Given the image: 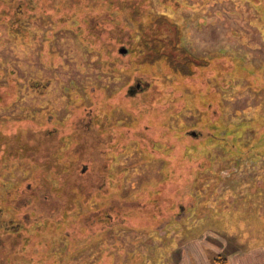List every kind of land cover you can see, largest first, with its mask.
<instances>
[{"label": "rangeland", "instance_id": "1", "mask_svg": "<svg viewBox=\"0 0 264 264\" xmlns=\"http://www.w3.org/2000/svg\"><path fill=\"white\" fill-rule=\"evenodd\" d=\"M75 1L81 0H71L73 10ZM148 6L173 22L167 23L180 48L174 52L191 55L184 75L161 67L140 75L125 72L113 54L101 55L99 43H85L76 16L65 14L62 25L53 22L58 14L53 19L33 15L20 35L0 20V122L42 132L56 128L57 137L66 135L88 118L86 112L98 111L96 100L114 102L112 93L136 81L141 89L133 103L158 111L143 112L136 128L131 126L134 114L117 104L108 113L107 127L96 125V136L84 138L85 144L80 141L74 150L66 139L65 158L69 152L80 155L83 173L101 187L90 194L88 208L73 202L72 224L60 231L52 227L57 231L42 238L34 231L43 232L44 218L29 221V204L17 205L24 188L5 192L9 184L34 183L30 167L18 161L1 165L0 255L5 264L3 245L11 247L14 264H207L206 258L225 256L219 253L220 236L239 250L264 243V219L258 218L264 213V0H149ZM123 25L126 31L136 28L128 20ZM120 47L126 46L115 49L122 63L127 57ZM212 117L223 130L241 125L233 134H240L235 150L242 157L208 144L205 136L188 139L196 121L205 131ZM178 128H187L179 137L184 140L173 134ZM168 129L165 139L162 132ZM218 187L228 189L219 194ZM11 192L16 198L10 199ZM6 194L9 201L3 202ZM104 194L111 196L109 203ZM66 197L52 196L55 202L43 206L54 208ZM16 233L21 236L15 238Z\"/></svg>", "mask_w": 264, "mask_h": 264}, {"label": "trees", "instance_id": "2", "mask_svg": "<svg viewBox=\"0 0 264 264\" xmlns=\"http://www.w3.org/2000/svg\"><path fill=\"white\" fill-rule=\"evenodd\" d=\"M33 2L35 1L0 0V20L7 24L9 32L20 35V30L24 27L23 22L32 18L33 15H40L42 17L47 16V18L53 19V17L58 14L60 17L58 19H53L55 20L53 22L63 25L65 16L68 14L67 16H70V18H75L74 16H76L78 23L80 22L79 24H82L80 26L83 27V32L80 28L79 32H82V35L87 38V42H85L87 45L93 46L99 43L100 48H98V50L101 55L104 56V54H106L111 57V54H113V58L111 57L113 61L116 64L119 63L121 65L119 67L123 66L124 71L131 75H140L146 71L152 72L157 67H161V71H168L170 74H183L187 67L190 69L191 55H180L179 52L178 54L175 53L180 48L177 44H174L172 32L169 30L167 23L170 22V24H173V22L166 16H160L150 12L148 6L149 0H81V4L75 1L77 4L73 7L74 10L70 3L71 0H39L36 5H34ZM47 8L53 9L50 16L49 14L43 13ZM125 20L135 24L136 28L134 31L128 30V32L122 29ZM158 28H161L160 34L157 33ZM103 32L105 33L104 37L102 35ZM120 45H125L127 48V53L125 54L127 61L122 62L123 64L120 61L122 55L115 53V49ZM119 53L121 52L119 51ZM190 72L192 71L190 70ZM119 91L120 90H116L111 96L114 97ZM128 96L129 98L127 99L129 100L123 102L124 104L120 107L128 112V115L133 116L134 114L131 118V126L136 128L139 127V121L144 115L143 112L147 114L151 113L152 115L158 114L156 108L155 110L153 106L147 104V102L150 103V101H146L145 103L147 105L142 107L141 105L135 104L137 102L133 103L136 95L134 97ZM149 96L150 95L147 97L150 100ZM137 100H141V98ZM113 103L114 102L108 103L106 100L104 102L100 101L99 106H101V109L97 111V113H99L98 115L102 113L103 115L107 114L109 116L108 113H110L113 108L119 106ZM166 110V113L169 115L170 112L168 108ZM90 112L95 111L91 109ZM86 114H89V111L88 113L86 112ZM150 119L149 122L151 123ZM105 123H108V121L104 120L103 122H99L97 126H106ZM80 124L81 123H78V126H76L73 131L70 128V131L66 135L63 134L57 137L58 130L56 128L54 132L49 130L42 132L38 127L34 130L31 128L26 129L19 125L15 126L13 121L0 122V166L14 161L26 163L30 167L31 180H35L34 183L25 187L20 184L12 186L9 184L6 189L4 188L5 185L0 182L2 185L1 187L5 189V192L6 190L8 192H14L16 191L15 188L18 186L24 188V191L20 195L21 200L18 199L17 205L21 204V206H24L25 204H29L31 211L30 213H25L29 221H31L33 217L44 218L43 220L41 219L43 222V232L36 233L34 231V234H37L40 238H42L41 235L46 232L52 233L57 231L55 230L56 228L60 231L65 226H68L67 224H72L69 223L68 219L73 217L76 208V203L73 202L79 200L78 203L88 208V201L92 196H90V194L100 190L101 185L99 184V188H97V183L92 181V177L83 173L84 170L79 166L82 161L80 155L74 156V154L71 155V152H69L65 158V151L62 150V146L66 145V139H70L69 146L71 148L73 147L75 150L80 145V141L82 142L81 145L85 144L83 143L84 138L90 140L93 136H96L93 133L96 129L94 124L90 125L85 121L82 122L81 125ZM112 126L109 125V127ZM100 127H98V130ZM118 128L119 127H117V129ZM13 129L15 130L13 131ZM185 129H173V134L177 135L178 138L182 137V135L185 136V134H183V130ZM102 130L103 129H101V131ZM118 130L122 138H124V133L120 131V129ZM59 131L61 130L59 129ZM165 131L166 132H162V137L167 139L168 135H170V130L168 129ZM140 133L137 134L139 137ZM159 133L161 132L159 131L158 134ZM97 136L99 138L100 135ZM190 137H188V139L194 138L193 136ZM182 153L185 154L186 150L184 149ZM200 153L206 154L205 150L202 149ZM212 158H214V156H212ZM167 167L168 164L166 165V169H168ZM170 169L172 170V167ZM170 176L169 174L168 178L164 180L167 181L170 179ZM53 180H55L58 185L51 184ZM48 186L53 187V189L50 188V190H48ZM46 189L48 190L47 192ZM51 191H53L52 194ZM13 192L10 193L12 194L11 198L9 194H6L7 196L5 195L4 199H2L3 202L9 201V198H16L13 196ZM62 195H67V197L65 201L58 204V206L48 209L43 206L46 202H55L52 196L58 197ZM103 198V201L106 203L112 200L111 196L108 194H104ZM41 205L42 207H40ZM32 208H36L38 212ZM77 218L80 217L77 216ZM52 227H55L53 231L50 230ZM20 234L16 233L15 235L18 236L14 237L18 238L21 236ZM12 238L13 237H10V241H12ZM1 247H3L2 250H6L3 252L7 256L6 264H14V262L10 261L12 255L9 251H11V247L8 249L5 245ZM214 262L215 264H224L225 258L218 256L214 257ZM0 264H5L1 255ZM16 264H18L17 261Z\"/></svg>", "mask_w": 264, "mask_h": 264}, {"label": "flooded vegetation", "instance_id": "3", "mask_svg": "<svg viewBox=\"0 0 264 264\" xmlns=\"http://www.w3.org/2000/svg\"><path fill=\"white\" fill-rule=\"evenodd\" d=\"M125 49H126V52H125V54H126L127 48H125ZM139 89H141V82L140 81H136L133 85H131V84L128 85L125 90H120L113 97L115 99L114 104L116 106H117V104L123 105L124 104L123 102L128 101V99H127L128 95H130L131 97H134L135 95H137V91ZM96 102L98 105H100V102L98 100H96ZM206 106L209 107L210 105H206ZM153 108L155 109L156 107L153 106ZM100 109H101V106H98V110H100ZM90 110H89L88 118H85V122H88L90 125L94 124V127H95L96 125H99V122H103L104 120L108 121L109 116L107 114L103 115L102 113H100V115H98L99 113H97V111L90 112ZM202 118H205L204 117V110H203L202 115H201V119ZM86 119H88V120H86ZM148 119H150V118H148ZM213 119L214 118L212 117V121H213ZM199 122H200V119L195 122V124H194L195 129L187 130V133H189L190 136H193L195 139H197L198 137L201 138L202 136H205V138H207L208 144L211 143V144H215L218 146L220 145L222 150H224L226 153L228 151H230V154L234 153V156L242 157L241 155H237V152L235 150L237 139H238V136L240 134L239 133L237 134V132L234 133V134H237L236 136L233 134V132L236 129H239L241 127V125H237L238 123L237 124L234 123V125L231 124V126H230V124H229V125H226L225 130H223L224 127H222L219 122L214 120L211 124L207 125L208 129H205V131H204L202 129L203 124H200ZM220 127H222V128H220ZM231 128H233V130ZM212 133H215V134L213 135Z\"/></svg>", "mask_w": 264, "mask_h": 264}, {"label": "crops", "instance_id": "4", "mask_svg": "<svg viewBox=\"0 0 264 264\" xmlns=\"http://www.w3.org/2000/svg\"><path fill=\"white\" fill-rule=\"evenodd\" d=\"M226 189L228 188L218 187V192H220L219 194H223L224 190ZM234 194H237L240 197L242 193L241 191H234ZM258 218L264 219V213L258 216ZM220 237H218L219 239H217V242L219 244H222L220 245L221 251L219 253H223L225 255L224 264H264V243H257L256 245H253L246 250H239L236 248V245H228L227 242H225V240ZM211 260L212 262H210ZM211 260H209V258H206L205 263L215 264L214 258H212Z\"/></svg>", "mask_w": 264, "mask_h": 264}, {"label": "water", "instance_id": "5", "mask_svg": "<svg viewBox=\"0 0 264 264\" xmlns=\"http://www.w3.org/2000/svg\"><path fill=\"white\" fill-rule=\"evenodd\" d=\"M119 51H120L121 53H125V52H126V49H125L124 47H120V48H119Z\"/></svg>", "mask_w": 264, "mask_h": 264}]
</instances>
